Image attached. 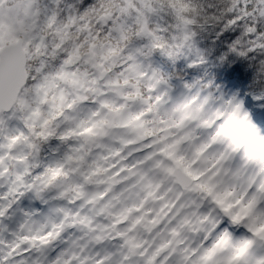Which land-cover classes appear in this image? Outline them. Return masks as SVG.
<instances>
[{
    "label": "clouds",
    "instance_id": "clouds-1",
    "mask_svg": "<svg viewBox=\"0 0 264 264\" xmlns=\"http://www.w3.org/2000/svg\"><path fill=\"white\" fill-rule=\"evenodd\" d=\"M261 183L264 0H0V264H217Z\"/></svg>",
    "mask_w": 264,
    "mask_h": 264
},
{
    "label": "snow or ice",
    "instance_id": "snow-or-ice-1",
    "mask_svg": "<svg viewBox=\"0 0 264 264\" xmlns=\"http://www.w3.org/2000/svg\"><path fill=\"white\" fill-rule=\"evenodd\" d=\"M109 107H111L109 105ZM104 123V121H100ZM96 124H92L89 127H85L83 132H91ZM102 134V133H101ZM65 136L72 135V130L64 133ZM15 139V138H13ZM172 147V145H166L164 148L160 149V152L168 157H172L179 162L182 157H175L173 152L167 151V148ZM68 160H72V156L67 157ZM61 166L52 169V175L55 176L60 170ZM103 195V193H101ZM264 196V183H261L256 192H253L247 202L238 200L237 203L240 205V210L233 213H228L224 220L221 221L220 225V237L221 241L227 242L228 246L231 248L230 254L223 261L217 262V264H264V255L257 257L254 261L248 260L246 257L258 244L264 246V212H254L260 197ZM79 203V201H77ZM247 220V223L243 221ZM239 225L243 228L246 234L239 240L233 239V228ZM50 235V234H49ZM34 239L44 240L45 237H34ZM216 250L215 245L209 249L206 253L207 256H211Z\"/></svg>",
    "mask_w": 264,
    "mask_h": 264
},
{
    "label": "rangeland",
    "instance_id": "rangeland-1",
    "mask_svg": "<svg viewBox=\"0 0 264 264\" xmlns=\"http://www.w3.org/2000/svg\"><path fill=\"white\" fill-rule=\"evenodd\" d=\"M242 231H244V229L237 230L236 233H235V236L238 237L241 234Z\"/></svg>",
    "mask_w": 264,
    "mask_h": 264
}]
</instances>
